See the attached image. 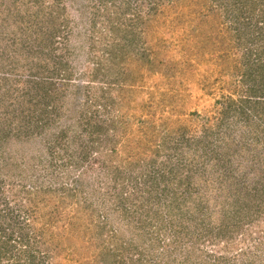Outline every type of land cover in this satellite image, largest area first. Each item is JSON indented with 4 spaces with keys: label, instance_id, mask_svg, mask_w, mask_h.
<instances>
[{
    "label": "rangeland",
    "instance_id": "374dc122",
    "mask_svg": "<svg viewBox=\"0 0 264 264\" xmlns=\"http://www.w3.org/2000/svg\"><path fill=\"white\" fill-rule=\"evenodd\" d=\"M261 63L264 0H0V234L40 264H264Z\"/></svg>",
    "mask_w": 264,
    "mask_h": 264
},
{
    "label": "trees",
    "instance_id": "16d2710c",
    "mask_svg": "<svg viewBox=\"0 0 264 264\" xmlns=\"http://www.w3.org/2000/svg\"><path fill=\"white\" fill-rule=\"evenodd\" d=\"M128 8H131L130 4H128L127 6L126 5L123 6V10H128ZM141 16L142 15L139 14L137 17H139V19H140V18H142ZM117 28H118V26H115V25H112L110 27V29L112 31H115V29H117ZM123 31H124V33H123L124 39L129 38V34L130 35L134 34L133 30L130 28H123ZM255 75H256V77H258V79H260V80L262 79V82L264 81V63H261L257 66V70L255 72ZM191 149H192V153H195V160H196L197 154H201V156H202L201 160H203V156L206 157V153H210V151H208L204 146L202 148H200V146L197 142H195L194 146L191 147ZM170 159L171 158H169L168 160L165 159L164 162H162L159 165V167L157 168V171L162 170L163 173L165 174L164 168H168V167H170L169 164H172ZM191 161L192 160H188L189 164ZM202 165H205V162L203 163V161H202ZM200 167L202 169L199 167H193V168L189 167V169L192 171L191 173H194V172H197L200 170L203 171V166H200ZM180 168H181V170L184 169L185 165L183 167H180ZM214 168H216V170H217L216 165ZM173 170L176 171L175 166H174ZM208 171H209V175L211 173L213 174V169H208ZM150 173H152V171ZM107 175H109L110 177L116 178V172L113 171L112 169L107 171ZM145 175H146V173H145ZM148 176H149V174H148ZM77 182L79 183V185H81L80 188H82V186L84 185L83 178L80 177L77 180ZM172 183H173V181H172ZM181 185H182V183L178 182V183H176V185L172 186V188H174V187L179 188ZM200 186L204 187V180L203 179L199 180V187ZM71 187H72L73 193L71 192L70 198L73 200L75 195H76L75 194L76 190H79V189L76 185L74 187L73 186H71ZM62 188H65V187H62ZM175 191H177V190H175ZM175 191H173V192H175ZM202 192H203V190H202ZM177 197H178V194L176 192L173 193V196L171 197L172 202H173L172 205H168L166 208V211L163 212V216L165 217L164 221H167V222L171 221L174 223V222L178 221L179 214H182L183 212H185V210L182 209V205H185V201L184 200L178 201V205H177L176 201H175L177 199ZM69 203H67V204H69ZM1 211H3V209H1ZM156 212L158 214L154 218L155 221L162 223L160 221V219L162 220L161 211L158 210ZM5 214L6 213L3 211L0 213V216H2V215L4 216ZM174 215H177V217H174ZM147 218L149 219V217H147ZM147 218H145V217L137 218V222L139 223L138 224L139 226H137L135 229L140 228L142 226L143 222H147L148 221ZM180 223L182 224V222H180ZM0 229H4V228L0 227ZM5 236H6L5 232L3 234H0V264H40L42 262L41 259H43V255L40 256V254L38 253L39 251L36 249V246L34 245V240L31 239V236L29 235V233H26V234L24 233L22 239H24L26 241V244H28L30 247L26 248V246H25L24 249H21L19 251H18L16 244H13V242H11L13 240L11 238L12 234H8V237H5ZM32 236L35 237V235H32ZM110 237L113 238L114 240H116V242L120 238L119 236H115L113 234ZM27 241H29V242H27ZM128 241H131V239H128ZM113 253H114V256L118 255L116 251H113ZM185 261H186L185 259L182 260L183 264L185 263Z\"/></svg>",
    "mask_w": 264,
    "mask_h": 264
}]
</instances>
